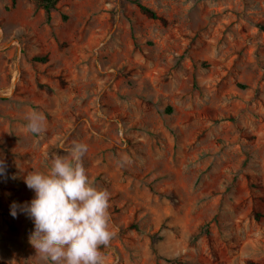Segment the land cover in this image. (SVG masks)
Segmentation results:
<instances>
[{
    "label": "rangeland",
    "instance_id": "1",
    "mask_svg": "<svg viewBox=\"0 0 264 264\" xmlns=\"http://www.w3.org/2000/svg\"><path fill=\"white\" fill-rule=\"evenodd\" d=\"M262 24L264 0H60L50 21L0 0V264H45L24 177L74 141L110 193L104 264H264Z\"/></svg>",
    "mask_w": 264,
    "mask_h": 264
},
{
    "label": "clouds",
    "instance_id": "2",
    "mask_svg": "<svg viewBox=\"0 0 264 264\" xmlns=\"http://www.w3.org/2000/svg\"><path fill=\"white\" fill-rule=\"evenodd\" d=\"M26 119L29 132L41 135L46 131L42 113L33 111ZM64 151L68 155L52 157L47 172L24 177L35 192L30 204L21 209L34 221L29 242L45 264H104L100 249L116 235L109 227L110 193L96 187L87 174L83 163L87 144L74 141ZM4 170L0 161V175ZM11 214L17 215L15 203Z\"/></svg>",
    "mask_w": 264,
    "mask_h": 264
},
{
    "label": "trees",
    "instance_id": "3",
    "mask_svg": "<svg viewBox=\"0 0 264 264\" xmlns=\"http://www.w3.org/2000/svg\"><path fill=\"white\" fill-rule=\"evenodd\" d=\"M35 1V3L37 4L38 7H41L44 9L47 19L50 21L51 20V14L54 10L57 9V5L59 3L60 0H33ZM17 0H13V3L16 4ZM139 6L142 10V12H144L146 15H148L149 17L153 18V19H161L159 17V15L157 14L156 11H154L153 9L141 4L140 2ZM262 30H264V24L261 25ZM41 60H46L47 57H42L40 58Z\"/></svg>",
    "mask_w": 264,
    "mask_h": 264
}]
</instances>
